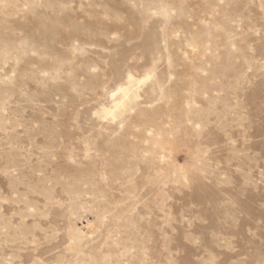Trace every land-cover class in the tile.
I'll return each mask as SVG.
<instances>
[{"label": "rangeland", "instance_id": "374dc122", "mask_svg": "<svg viewBox=\"0 0 264 264\" xmlns=\"http://www.w3.org/2000/svg\"><path fill=\"white\" fill-rule=\"evenodd\" d=\"M0 264H264V0H0Z\"/></svg>", "mask_w": 264, "mask_h": 264}, {"label": "bare ground", "instance_id": "6f19581e", "mask_svg": "<svg viewBox=\"0 0 264 264\" xmlns=\"http://www.w3.org/2000/svg\"><path fill=\"white\" fill-rule=\"evenodd\" d=\"M129 86L126 87H121L119 89V91L122 92L123 94V99L121 101H118L115 103V105L113 107H108V108H104V112L106 114H110V115H115L116 111L123 105H125L126 99L129 98L131 96V93L133 92V83L135 82L134 77L130 76L129 77ZM135 92V91H134Z\"/></svg>", "mask_w": 264, "mask_h": 264}]
</instances>
